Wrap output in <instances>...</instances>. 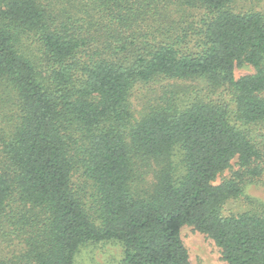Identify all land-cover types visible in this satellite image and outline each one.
<instances>
[{"label":"trees","instance_id":"16d2710c","mask_svg":"<svg viewBox=\"0 0 264 264\" xmlns=\"http://www.w3.org/2000/svg\"><path fill=\"white\" fill-rule=\"evenodd\" d=\"M240 1L0 0V264H193L185 225L264 264V9Z\"/></svg>","mask_w":264,"mask_h":264},{"label":"rangeland","instance_id":"374dc122","mask_svg":"<svg viewBox=\"0 0 264 264\" xmlns=\"http://www.w3.org/2000/svg\"><path fill=\"white\" fill-rule=\"evenodd\" d=\"M257 4V6L252 5ZM244 4V5H243ZM240 5H243L244 9L254 7L258 10L264 9V0H241ZM254 68L250 65L237 68V75L242 76L248 73H253ZM157 87V85H154ZM143 91L138 89L137 96L133 98L134 106L136 110H140L144 103ZM148 99L150 96H147ZM229 171H226L218 180L219 183L222 178L229 175ZM248 193L259 200L264 201V178L257 184H252L248 188ZM243 203L248 205V200L244 197L239 199L234 205ZM182 239L189 249L190 258L193 264H229L222 257L220 248L216 245L214 240L207 237L205 234L195 230L190 225H185L182 228ZM118 249L109 244H99L98 246H91L84 250L83 255L80 257V264H96L98 261H104L106 259L113 258Z\"/></svg>","mask_w":264,"mask_h":264}]
</instances>
